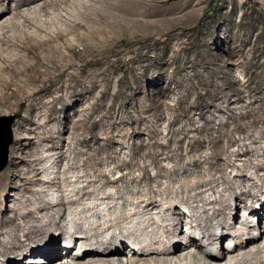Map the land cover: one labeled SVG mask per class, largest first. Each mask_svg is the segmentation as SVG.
I'll use <instances>...</instances> for the list:
<instances>
[{"label": "rangeland", "instance_id": "374dc122", "mask_svg": "<svg viewBox=\"0 0 264 264\" xmlns=\"http://www.w3.org/2000/svg\"><path fill=\"white\" fill-rule=\"evenodd\" d=\"M75 1L80 5L48 7L40 13L41 20L43 15L54 18L50 25L53 32L57 27H65L71 15L83 22L71 28L68 37L58 40L75 63L68 70L74 74L72 88L61 99L49 95L52 107L33 110L41 121L48 120L44 123L45 130H62L68 123L65 137L51 151L55 157L67 164L76 159L88 161L89 168L96 166L97 160L107 169L126 162L111 176L143 174L144 166L154 175L160 163L163 171L180 179L173 183L175 189L184 182L188 170L203 181L198 171L224 162L223 171L231 179L240 180L241 174L247 172L255 180L247 182L250 189L264 186V167H256L257 161H264V0H125L123 10L128 8L138 15L137 20L142 19L135 25L130 21L127 27L119 20L111 21L112 8L106 12L105 27L92 24L104 14L103 1L114 0ZM2 9H8V18L14 12L34 11L19 0H0ZM20 19L24 20L22 16ZM38 24L26 29L36 33ZM15 50L26 53L18 46ZM40 56L45 53L40 52ZM31 60L35 62L36 58L32 56ZM68 78V73L62 75L60 69L51 65L36 85L60 86ZM11 114L17 116L12 126L13 142L8 163L0 171V213L7 216L39 196L29 187L40 188L29 183L23 186L18 166L20 163L29 166L33 158L34 148L29 144L33 134L25 131L30 114L27 110H10L0 105V116ZM48 144H52L51 139L43 141L42 154H48ZM48 160L41 165H49ZM58 167L54 169L57 180H61L63 173ZM175 168L179 169L177 173L172 172ZM77 171L71 169L70 173ZM142 180L141 186L146 188L147 181ZM162 180L166 182L168 177ZM118 184L123 187L127 183L119 180ZM153 184L157 187L155 181ZM232 185L237 186L238 182ZM72 186L68 185L65 193H71ZM45 188L49 189L47 185ZM105 190L116 193L114 186ZM53 192L58 194L56 189ZM225 192L229 199L222 206L232 205L229 218L242 224L250 207L236 206L229 190ZM213 193L209 191L206 195L214 196L216 192ZM259 195L253 208L264 205V190ZM103 205L101 210L106 211ZM178 210L190 213L191 208L180 203ZM185 220L187 224L195 222L190 215ZM249 220L253 224L249 232L252 235L264 227V208L261 215L253 214ZM58 236V232L53 233L51 242ZM231 244L228 239L225 250L231 249ZM39 256L32 260L34 264H38Z\"/></svg>", "mask_w": 264, "mask_h": 264}, {"label": "bare ground", "instance_id": "6f19581e", "mask_svg": "<svg viewBox=\"0 0 264 264\" xmlns=\"http://www.w3.org/2000/svg\"><path fill=\"white\" fill-rule=\"evenodd\" d=\"M19 1L34 11L14 12L12 18H8V9L0 10V105L10 110H27L30 114L25 131L33 134L29 142L34 148L31 154L33 158L28 161L29 166L25 163L18 166L24 178L23 186L29 183L37 184L40 188L29 187L39 196L14 209L12 216L0 213V264H34L32 260L37 254L41 255L38 264H50L52 260L53 264H263L264 227L251 235L249 232L253 224L249 219L253 214L261 215L264 205L261 204L260 209L253 208V202L260 198L259 193L264 186L250 189L247 182L255 180L247 172L241 174L240 180H234L223 171L224 162L211 164L206 171H198L203 181L188 170L184 182L175 189L173 183L180 179L163 171L160 163L154 175L149 174L148 166H144L143 174L111 176V173L116 175V168L126 162L107 169L102 166L101 160H97V165L89 168L91 164L88 161L82 163L76 159L72 164H67L52 154L51 151L58 148V141L69 130L68 123L62 130H45L44 123L48 120L41 121V116H35L33 110L50 106L49 95L61 99L72 88L74 74L68 70L75 63L64 53L65 46L58 40L68 37L69 30L83 22L71 15L65 27H57L58 30L53 32L50 25L54 18L51 20L52 17L43 15L41 20L40 13L48 7L59 9L66 4L73 3L74 7L80 4L75 0ZM124 2L103 1L104 14H100V19L92 21V24L105 27L109 8L114 11L110 12L112 22L119 20L124 27L130 21L133 25L141 23L142 19L137 20L138 15L132 10H123ZM20 16L24 18L23 21ZM11 20L12 23L6 24ZM37 22L36 33L26 29V26L36 25ZM16 46L26 53L13 51ZM40 52H44L45 56H40ZM32 56L36 58L35 62L31 60ZM51 65L60 69L62 75L68 73L69 78L60 86L57 83L49 87L36 85L39 78L48 73ZM42 66L47 69L43 70ZM46 139H51L52 144L47 146L48 154H42L41 145ZM47 158L50 164L42 166ZM237 164L234 165L240 167ZM57 165L63 173L61 180H57L54 169ZM256 167L263 168L264 161H257ZM71 169L78 171L71 174ZM178 171L175 168L172 172ZM163 177H168V180L164 182ZM142 179L147 181L146 188L141 186ZM119 180L127 184L122 187L118 184ZM237 182V186L232 185ZM72 184L71 193H65V188ZM46 185L49 189L45 188ZM109 186H114L116 193L105 190ZM219 186L222 188H215ZM55 189L58 191L56 195L57 192H53ZM227 190L236 199V206L250 207V211L244 214L242 224H237L235 218H229L234 208L232 205L222 206L229 199L225 192ZM209 191L216 194L206 195ZM96 192L98 194L93 198ZM243 194L247 196L243 197ZM48 195L52 197L48 198ZM86 199L92 201L83 202ZM180 203L189 205L190 213H181L178 210ZM69 204L82 207H70ZM102 205L106 206V211L101 210ZM199 208L202 212H199ZM165 213H168L166 217ZM188 215L195 222L187 224L185 217ZM210 219L216 222L210 223ZM55 232L59 236L51 242ZM228 239L232 240L233 245L225 250ZM132 244H136L135 249Z\"/></svg>", "mask_w": 264, "mask_h": 264}, {"label": "water", "instance_id": "95a60500", "mask_svg": "<svg viewBox=\"0 0 264 264\" xmlns=\"http://www.w3.org/2000/svg\"><path fill=\"white\" fill-rule=\"evenodd\" d=\"M16 117L15 114L0 116V171L8 163L9 147L13 142L12 126Z\"/></svg>", "mask_w": 264, "mask_h": 264}, {"label": "clouds", "instance_id": "9594fccd", "mask_svg": "<svg viewBox=\"0 0 264 264\" xmlns=\"http://www.w3.org/2000/svg\"><path fill=\"white\" fill-rule=\"evenodd\" d=\"M132 247L134 248L133 244H132ZM135 249V248H134Z\"/></svg>", "mask_w": 264, "mask_h": 264}]
</instances>
